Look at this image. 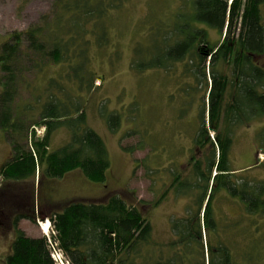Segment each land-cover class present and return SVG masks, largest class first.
<instances>
[{
	"label": "trees",
	"instance_id": "trees-1",
	"mask_svg": "<svg viewBox=\"0 0 264 264\" xmlns=\"http://www.w3.org/2000/svg\"><path fill=\"white\" fill-rule=\"evenodd\" d=\"M127 1L56 0L57 11L51 20L45 18L25 31H15L2 43L0 128L13 145V156L0 170L3 179L24 181L34 179L38 172L42 179H61L80 170L93 182L105 181L110 167L108 150L103 138L88 126L83 93H91L96 80L102 79L92 67L89 50L108 48L112 13ZM190 2V10L177 13L173 24L159 23L158 33L151 32L147 43L135 46L132 62V68L141 73L169 70L187 60L185 72L204 87L194 143L205 153L202 158L192 157L188 181L179 175L174 180L177 192L191 189L199 193L192 195V218L174 223L178 249H186L175 253L186 256L185 261H173L170 256L139 263L135 256L151 243V223L137 205L119 195L105 202L71 201L61 211L32 196L29 211L14 218L15 236L5 264H56L48 237L28 236L19 226L22 219L50 220L56 233L53 240L70 264H232L224 244L214 247L216 252L212 243L204 244L203 229L218 227L213 200L220 191L238 199L248 213L264 218V179L237 174L231 168L235 132L264 117V67L255 62L264 55V0ZM198 24L219 31L222 41L212 43L208 31ZM23 57H28L27 64L20 61ZM43 59L61 65L62 71L50 78L47 94L36 91L35 104L26 106L25 111H39L35 120L33 114L31 118L15 110V100L25 70L34 69L39 76ZM75 88L78 96L73 93ZM188 94L193 104L197 92L189 88ZM108 123L117 129L120 116L109 115ZM43 125L46 131L40 138L35 127ZM59 127H66L70 138L51 150L52 134ZM257 136L264 145V129ZM175 246L176 241L171 244ZM199 254L202 260L195 258Z\"/></svg>",
	"mask_w": 264,
	"mask_h": 264
},
{
	"label": "rangeland",
	"instance_id": "rangeland-1",
	"mask_svg": "<svg viewBox=\"0 0 264 264\" xmlns=\"http://www.w3.org/2000/svg\"><path fill=\"white\" fill-rule=\"evenodd\" d=\"M190 1L128 0L121 9L113 11L108 48L89 50L92 67L102 79L96 80L91 93H83L88 126L107 146L110 167L106 179L93 182L80 170L71 171L61 179H42L39 172L34 179L24 181L5 180L0 176V264H5L15 236L14 218L29 211L32 196L61 211L71 201L105 202L119 195L129 204L137 205L151 223V243L140 246L135 259L139 263H154L172 256L173 261H185L186 256L175 253L180 250V244L174 223L178 219L192 218L193 199L199 193L191 189L177 192L174 180L179 175L180 179L188 181L192 174V157L202 158L205 153L194 143L204 87L185 72L187 60L169 70L151 69L141 73L132 68V62L135 46L139 42L147 43L151 32L158 33L159 23L173 24L177 13L190 10ZM55 4L56 0H0V49L13 32L25 31L42 19L45 22V18L51 20L57 11ZM198 26L208 31L212 43L222 41L223 36L216 29L204 24ZM20 61L27 64L28 57ZM255 62L264 67V55ZM43 64V73L39 76L34 69L25 70L15 100L14 109L24 116L33 114L35 120L39 111H25L26 106L35 104L36 91L47 94L45 87L50 78L62 71V66L53 61L43 59ZM26 83L32 85L28 88ZM194 86L198 87L194 89L197 97L191 104L188 89L194 91ZM73 91L78 96V89ZM109 115L120 116L115 130L108 123ZM263 129L264 117L235 132L231 168L237 174L248 173L264 179V145L257 136ZM35 130L40 138L46 131L44 125L36 126ZM210 133L212 137L215 134ZM69 138L66 127L57 128L52 134L51 150L59 148ZM12 156L13 145L0 128V170ZM213 207L218 227L212 231L203 229L204 244L212 243L215 252L214 247L224 244L231 254L232 264H264V218L248 213L238 199L225 191L215 194ZM41 222L42 219L36 222L23 219L19 226L28 236L39 230L41 237L44 235ZM54 233L51 225L49 234L56 235ZM174 241L176 246L172 248ZM204 253L207 260L206 246ZM195 258L202 260V254Z\"/></svg>",
	"mask_w": 264,
	"mask_h": 264
},
{
	"label": "built area",
	"instance_id": "built-area-1",
	"mask_svg": "<svg viewBox=\"0 0 264 264\" xmlns=\"http://www.w3.org/2000/svg\"><path fill=\"white\" fill-rule=\"evenodd\" d=\"M47 237L50 242L51 255L56 264H70L63 250L59 247V243L57 241H54L50 234H47Z\"/></svg>",
	"mask_w": 264,
	"mask_h": 264
},
{
	"label": "bare ground",
	"instance_id": "bare-ground-1",
	"mask_svg": "<svg viewBox=\"0 0 264 264\" xmlns=\"http://www.w3.org/2000/svg\"><path fill=\"white\" fill-rule=\"evenodd\" d=\"M50 225H51L50 220H47L46 222L42 223V230L44 232H49L50 231Z\"/></svg>",
	"mask_w": 264,
	"mask_h": 264
},
{
	"label": "crops",
	"instance_id": "crops-1",
	"mask_svg": "<svg viewBox=\"0 0 264 264\" xmlns=\"http://www.w3.org/2000/svg\"><path fill=\"white\" fill-rule=\"evenodd\" d=\"M31 237H35V238L40 237L39 230H36L35 234L31 235Z\"/></svg>",
	"mask_w": 264,
	"mask_h": 264
}]
</instances>
